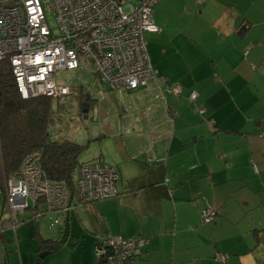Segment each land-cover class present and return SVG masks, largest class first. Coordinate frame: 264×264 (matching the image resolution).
Returning <instances> with one entry per match:
<instances>
[{"label": "crops", "instance_id": "crops-1", "mask_svg": "<svg viewBox=\"0 0 264 264\" xmlns=\"http://www.w3.org/2000/svg\"><path fill=\"white\" fill-rule=\"evenodd\" d=\"M199 2L159 0L160 30L145 38L156 78L135 94L108 87L117 104L99 105L97 116L117 122L89 125L97 143L89 161L116 168L115 198L72 201L61 246L65 213L52 235L39 224L18 227L31 210L11 228L0 192V257L12 252L9 264H42L44 252L53 264H99L94 249L106 237L146 239L136 264H264V0ZM160 79L180 88L179 100ZM190 93L194 105L183 99ZM206 209L216 215L205 224Z\"/></svg>", "mask_w": 264, "mask_h": 264}, {"label": "built area", "instance_id": "built-area-1", "mask_svg": "<svg viewBox=\"0 0 264 264\" xmlns=\"http://www.w3.org/2000/svg\"><path fill=\"white\" fill-rule=\"evenodd\" d=\"M42 1L44 3H42ZM199 2L201 0H195ZM159 0H0V61L10 66L22 99H60L73 93L57 85V72H75L91 66L100 83L111 90L144 87L155 75L146 49V35L159 32L153 7ZM53 13L57 34L49 29L45 13ZM168 91L180 94L177 86ZM195 93L188 100L194 102ZM200 114L203 111H200ZM38 151L23 160L17 178L5 183L4 202L10 227L16 228L25 211L35 217L65 213L72 201L87 204L117 196V173L102 160L83 163L77 171L74 194L65 185L42 177ZM255 170V166L253 165ZM215 211L207 209L202 221ZM139 237L100 239L94 249L99 264H136L137 250L147 244ZM224 263L226 255H217Z\"/></svg>", "mask_w": 264, "mask_h": 264}, {"label": "trees", "instance_id": "trees-1", "mask_svg": "<svg viewBox=\"0 0 264 264\" xmlns=\"http://www.w3.org/2000/svg\"><path fill=\"white\" fill-rule=\"evenodd\" d=\"M155 75L151 78H156ZM159 81L164 92L167 87L161 79ZM147 82L144 87L139 86L134 90L123 91L135 94L147 87ZM56 101L59 100L47 97L22 99L14 83L9 64L0 61V192L3 197L8 178L18 177L24 158L33 151L41 154L39 168L42 177L49 182L65 185L69 193L74 194L77 171L84 163L79 162V156L94 139H88L82 144L66 138H52L49 129L53 122L52 113ZM83 101L84 97L81 102ZM94 160H102L104 164L115 169L117 184L119 174L116 168L105 163L101 157ZM211 221H202V223ZM40 244L49 251H56L59 248L57 244H51L49 241L42 240Z\"/></svg>", "mask_w": 264, "mask_h": 264}, {"label": "rangeland", "instance_id": "rangeland-1", "mask_svg": "<svg viewBox=\"0 0 264 264\" xmlns=\"http://www.w3.org/2000/svg\"><path fill=\"white\" fill-rule=\"evenodd\" d=\"M42 3L44 2L42 1ZM261 6L264 5L260 4L259 7ZM153 10L154 12L152 13V15L155 16L156 14L155 7L153 8ZM45 17L49 29L52 31L53 34L56 35L58 32V26L56 25L53 13L47 11L45 13ZM148 35L151 34H147L146 36ZM54 77L57 85L68 86L71 89L75 90V92L69 94V96L58 99L59 101L54 102L55 105L52 113L53 122L49 129V134L52 138H66L72 140L75 143L83 144L89 139V137H93L94 135H96V133L93 132V130L96 129L94 128L89 129L90 124L96 123L104 127L105 125H107V123H111L112 120H114L113 121L114 123L117 122L118 118L116 117V115H112L111 118L109 117V114L106 118L104 115H100V114L97 116V109L99 105H103L106 109L107 108L113 109L115 108V104H117V102L110 98V95L112 93L109 92L108 90L109 86L107 84L102 85V83H100L99 77L94 71L93 67L81 66L75 72H57ZM164 84L166 87L173 86L169 84L166 85L167 83ZM117 90H121V89H113V91H117ZM164 93L171 94V96H173L177 100H179L181 97V95L175 92L168 91L167 89H165ZM86 95H88V99L86 101V103L88 104L87 107L88 113L84 114L82 113L83 103L81 102V100ZM254 96L255 95L246 96L245 98L248 100ZM258 97H262V96H258ZM183 99H185L191 105L194 103V102H190L186 97H184ZM110 112L114 113L112 111ZM89 113L95 114L94 119L88 118ZM195 113L198 114L199 116H202V114H200L198 110H195ZM96 144L97 143L93 144V142L89 143L88 147L79 156V162L88 163L87 161L91 160L94 157L96 152ZM2 203H3V197L2 195H0V204ZM27 214L29 213L26 212V216ZM56 214H60V215L57 216ZM62 215L63 214L61 213L48 212L40 217H32L30 220L20 223L18 227H20L21 225H25L28 222L31 223L30 224L31 227H34L35 224H39L40 230L43 231L44 234L46 232L47 235H52L51 233H53L55 228H56V232H59L60 227H62V220L58 224H55V220L61 218ZM59 237H60V233H59ZM12 254H13L12 252L5 254L4 251H2V255L0 257V264H6V260L8 261V264L13 263ZM42 259H43L42 264H53L54 262L51 261V259H54L51 256H48V258L44 257ZM58 259L61 262L62 256H60ZM34 261H32V263L36 262Z\"/></svg>", "mask_w": 264, "mask_h": 264}, {"label": "water", "instance_id": "water-1", "mask_svg": "<svg viewBox=\"0 0 264 264\" xmlns=\"http://www.w3.org/2000/svg\"><path fill=\"white\" fill-rule=\"evenodd\" d=\"M87 99H88V95H86L84 97V102L82 104V113H84V114L88 113V108H87L88 104L86 103ZM69 214H70V211L65 212L62 234H61L60 239L58 240V243L61 246L66 244V241L69 237ZM47 254H48V252H44L39 257L44 258Z\"/></svg>", "mask_w": 264, "mask_h": 264}]
</instances>
